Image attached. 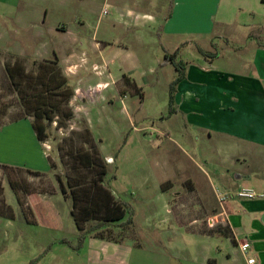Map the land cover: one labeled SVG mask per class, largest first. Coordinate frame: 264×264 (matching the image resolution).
I'll list each match as a JSON object with an SVG mask.
<instances>
[{
    "label": "rangeland",
    "instance_id": "rangeland-1",
    "mask_svg": "<svg viewBox=\"0 0 264 264\" xmlns=\"http://www.w3.org/2000/svg\"><path fill=\"white\" fill-rule=\"evenodd\" d=\"M14 1L9 0L7 5L0 0V47L5 48L0 50L2 123L21 117L32 121V116H25L23 112L31 111L33 104L28 101L23 109L21 97L24 93H33L32 87L36 85L32 80L35 75L32 62L51 61L57 66L54 56L49 53L45 57L50 47L60 56L76 37L77 44H81L76 49L83 52L81 65L95 62L98 66L100 53L88 47L105 43L104 38L118 39L117 29L110 23L118 21L114 7L118 0H16L15 4ZM202 3L205 9H210L214 0ZM105 4L110 7H106L107 15L101 16L100 10ZM43 9L46 15L41 26ZM58 21L65 22L68 33L50 31ZM27 24L35 28L24 30L21 25ZM62 27L59 24V30ZM117 27L121 29L120 25ZM213 38H209L207 45L200 41L202 48L212 54L227 50L222 41ZM114 48L105 51L103 56L109 58ZM124 48L135 52L132 45ZM182 53V59L190 61L194 50L184 48ZM237 55L243 56L244 52ZM14 58L20 59L29 73L26 83L22 82L23 94L17 93L4 70V63L11 64ZM121 58L123 54L116 62ZM218 61L226 69L238 68L230 67L232 63L222 58ZM82 66L77 69L78 76L88 73ZM158 70L146 74L147 80L156 75V85H145L140 90L122 79L116 87L118 93L113 87L96 84L105 79L92 71L93 75L87 74L91 78L88 87L80 82L75 87L72 81L76 94L68 103L71 117L44 121L46 137L38 144L47 169L35 175L24 169L0 168V264H76L81 260V252L72 251L61 242L67 240L76 245L78 232L69 216V200L61 196L57 179L63 183L72 179L87 182L92 178L93 172L78 168L73 158V152L90 149L89 140L106 165L102 185L127 212L119 222L101 229L102 237L110 242H125L133 250L130 264L132 261L149 264L150 252L162 258L183 253L186 256L187 252L196 254V238L187 235L189 231L183 225L194 220L206 228L209 215L199 211L196 202L199 198H204L206 204L211 201L209 184L202 176L211 175L209 165L203 161V157L209 163L213 160L211 143L206 142L200 131L185 126L180 115L168 119L165 81L169 70ZM6 175L16 191L9 186ZM128 217L131 224L121 226L119 223ZM88 236L96 237V234ZM159 256L155 264L165 262Z\"/></svg>",
    "mask_w": 264,
    "mask_h": 264
},
{
    "label": "crops",
    "instance_id": "crops-1",
    "mask_svg": "<svg viewBox=\"0 0 264 264\" xmlns=\"http://www.w3.org/2000/svg\"><path fill=\"white\" fill-rule=\"evenodd\" d=\"M204 1L118 0L114 4L118 21L110 22L117 29L118 39L104 38L105 43L88 47L100 53V65L95 62L81 65L83 52L76 49V45L81 46L76 37L60 56L50 47L45 57H55L74 95L72 81L75 87L78 82L88 87L91 78L87 74L91 71L105 79L96 84L113 87L116 93L122 79L140 90L145 85H156V75L147 80L146 74H154L157 68L158 72L169 70L165 81L168 85L176 72L171 64L161 63L165 53L175 52V60L184 64V78L172 93L174 113L168 119L180 115L185 126L200 131L206 142L211 143L213 160L209 163V159L203 157L211 175H202L209 184L211 201L206 204L204 198H199L196 202L200 206L198 210L209 215L205 229L201 228V222L194 220L185 221L183 225V229L189 231L186 234L196 238V254L185 252L186 256L183 253L162 258L150 252L149 264H155L158 256L165 260L163 264H247L248 258L254 260L253 264H264V0H214L210 9L203 7ZM3 2L9 5V0ZM106 7L110 5L105 4L103 8ZM45 15L46 9H43L41 26ZM64 23L56 22L50 31L68 33ZM59 24L63 25V30H59ZM21 27L24 30L35 28L28 24ZM32 34L42 36L40 32ZM212 37L222 41L227 50L203 58L195 47L207 52L200 41L207 45ZM131 45L135 52L124 48ZM113 46L114 54L105 58L103 53ZM184 48L194 50L190 61L182 59ZM0 50L5 48L0 47ZM241 52L244 55L238 56ZM120 54L123 58L116 62ZM221 58L231 62L230 67L238 68L229 70L219 66ZM81 66L88 72L86 76L77 75ZM38 143L29 121L2 123L0 165L45 171L47 162ZM240 188L263 194V197L249 200L231 197L221 203L215 198L216 193ZM244 243L248 244L246 252L240 249ZM80 252L81 260L76 264H130L129 258L133 255L125 242L91 236L84 238L77 250Z\"/></svg>",
    "mask_w": 264,
    "mask_h": 264
},
{
    "label": "trees",
    "instance_id": "trees-1",
    "mask_svg": "<svg viewBox=\"0 0 264 264\" xmlns=\"http://www.w3.org/2000/svg\"><path fill=\"white\" fill-rule=\"evenodd\" d=\"M195 48L196 52L203 58L214 56V54L205 52L197 46ZM175 57V52L171 54L165 53L163 62L161 63V65L164 63L171 64L176 72L175 78L168 84V117L174 113L172 109V93L174 88L184 78V64L176 61ZM32 67L35 69V75L32 77V80L36 85L32 87L33 93L23 94L22 82L26 83L29 73L25 72L22 61L14 58L11 64L4 63V70L10 84L15 87L17 93L22 92L23 94V96L21 95V99L23 100L22 108L24 109L25 103L28 101L33 104L31 111L28 110L23 113L25 116H32L33 119L30 122V126L35 139L40 143L46 137V125L44 121H51L52 117L59 118V120H68L71 117L72 112L68 107V103L73 92L60 69L56 66V63L54 64L51 61L32 62ZM19 119H22V117L16 118V120ZM1 125L2 122H0ZM88 143L91 145L90 149L73 152V158L78 168L93 172L92 178L87 182L72 179L63 183L60 179H57L61 196L65 201L69 200V216L78 232L76 245H71L67 240H62L61 242L73 251H77L84 238L90 234H96V237L93 236L95 238L105 239L102 237L100 230L108 224L119 222L127 214L125 207L117 202L111 192L102 185V179L106 174V165L100 158L97 149L93 147L92 142L89 140ZM0 168L4 170H20L3 165H0ZM26 172L35 175L39 174L35 171ZM6 178L9 186L16 191L10 177L6 175ZM119 224L124 227L130 225V217L124 223Z\"/></svg>",
    "mask_w": 264,
    "mask_h": 264
},
{
    "label": "built area",
    "instance_id": "built-area-1",
    "mask_svg": "<svg viewBox=\"0 0 264 264\" xmlns=\"http://www.w3.org/2000/svg\"><path fill=\"white\" fill-rule=\"evenodd\" d=\"M100 15L101 16L107 15L106 8L101 9ZM81 60H83V59H81ZM231 197H235L237 199H248L249 200V199H255V198H262L263 194L255 193L254 191H252L250 189H245V188H240V189H237L233 192L216 193L215 194V198L217 199V201L219 203H221V202H223V201H225ZM240 249L242 252H246V250L248 249V244L247 243L242 244L240 246ZM253 262H254V260L252 258H248L246 261L247 264H253Z\"/></svg>",
    "mask_w": 264,
    "mask_h": 264
}]
</instances>
